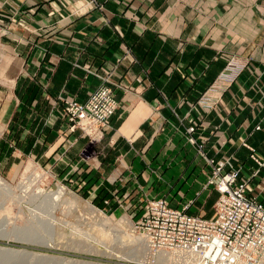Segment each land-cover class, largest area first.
I'll use <instances>...</instances> for the list:
<instances>
[{"label":"crops","instance_id":"1","mask_svg":"<svg viewBox=\"0 0 264 264\" xmlns=\"http://www.w3.org/2000/svg\"><path fill=\"white\" fill-rule=\"evenodd\" d=\"M0 49V173L34 159L87 196L142 197L168 180L154 168L192 170L179 193L204 209L219 193L204 188L201 145L264 200V0H0ZM234 56L246 67L211 107L198 102ZM100 84L117 87L119 108L90 161L62 99L86 102Z\"/></svg>","mask_w":264,"mask_h":264},{"label":"rangeland","instance_id":"2","mask_svg":"<svg viewBox=\"0 0 264 264\" xmlns=\"http://www.w3.org/2000/svg\"><path fill=\"white\" fill-rule=\"evenodd\" d=\"M3 57L0 52V62ZM232 59L238 62L247 61L246 64L249 62L248 59L231 57L226 65L227 70L230 69L229 63H233ZM226 73L231 75L229 81L224 78L216 81L198 102L206 99L209 107L215 103L217 94L235 80L232 77L234 72ZM107 85L116 88L117 99V87ZM63 103L64 114L65 102ZM86 136L89 143L84 146L80 157L90 161L99 159V141L103 137L91 141ZM195 146L200 157L204 159L205 166L211 169L204 187L210 190L213 186L209 182L213 176V167L209 160L213 158L206 154L201 145ZM29 161L33 166L26 169ZM194 161L193 157L191 162ZM196 168L197 165L194 169ZM15 169L13 175L0 173L7 186L9 185L7 188L0 187V264H202L196 257L194 259L184 253L181 257V254L151 249L135 223L142 213L138 211L139 207L149 197H166L175 208L188 206L189 214L203 213L211 218L218 197H214L202 209L197 198L180 196L179 190L188 189L185 180L191 176L192 170L182 179L174 178L169 167L154 168L157 173L161 171V176L165 171L168 179L156 184V188L162 191L155 195L131 197L128 194L119 197L118 193L101 191L91 197L90 194L87 196V193L80 191L76 180L70 175L60 178L51 169L46 170L40 166L37 160L20 161ZM258 173L260 175V171ZM163 189L167 192L164 193ZM213 189L216 190V187L213 186Z\"/></svg>","mask_w":264,"mask_h":264},{"label":"built area","instance_id":"3","mask_svg":"<svg viewBox=\"0 0 264 264\" xmlns=\"http://www.w3.org/2000/svg\"><path fill=\"white\" fill-rule=\"evenodd\" d=\"M232 60L230 69L226 68L219 80L229 81L231 75L226 71L234 72L235 78L246 66L247 61ZM63 101L69 129H81L91 141L104 136L119 108L116 88L107 84H100L86 102L73 98ZM188 131L193 133L195 126ZM256 161L263 166L259 159ZM209 163L213 167L209 182L219 193L211 218L189 214L188 206L175 208L166 197H149L138 209L142 213L135 220L136 226L153 249L196 250L202 254L203 264H264V200L253 193L250 179H240L241 169L235 168L230 158L217 162L212 159ZM258 172L253 176H258ZM212 244L210 256H206L204 251Z\"/></svg>","mask_w":264,"mask_h":264},{"label":"bare ground","instance_id":"4","mask_svg":"<svg viewBox=\"0 0 264 264\" xmlns=\"http://www.w3.org/2000/svg\"><path fill=\"white\" fill-rule=\"evenodd\" d=\"M5 186H6V188H7L9 185L7 186V182L5 181V179H4L2 176H0V187H5ZM59 190H60V189H59ZM59 190H58V191H59ZM60 191H61V190H60ZM61 193H63V192L61 191ZM61 193H60V194H61ZM58 196H59V194H58ZM141 234H142V233H141ZM142 236H143V234H142ZM143 238H144V237H143ZM144 239H145V238H144ZM145 241H146V239H145ZM146 242H147V244L151 247V249H153L151 243L148 242V241H146ZM211 247H213V244L210 246V248H207V250L204 251V254H205L206 256H210L209 254H210V249H211ZM153 250H155V251H165V250H159V249H153ZM166 252H172V253H174V254H176V255L181 254V257H183V254H182V253H184V255H186V256H189V255H190V257H192V258H194V259H195V257H196V260L203 264V261H202V254L196 253V252H197L196 250L189 249V250H184V251H180V252H178V251H166ZM192 255H194V256H192Z\"/></svg>","mask_w":264,"mask_h":264}]
</instances>
